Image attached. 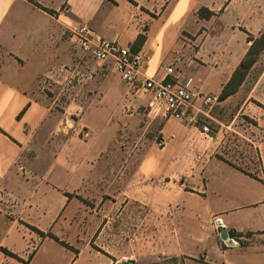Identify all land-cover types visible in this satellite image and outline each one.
<instances>
[{
    "label": "crops",
    "instance_id": "1",
    "mask_svg": "<svg viewBox=\"0 0 264 264\" xmlns=\"http://www.w3.org/2000/svg\"><path fill=\"white\" fill-rule=\"evenodd\" d=\"M81 24L130 50L145 35L131 98L73 44ZM263 31L264 0H0V247L17 257L0 264H264V50L218 100ZM169 66L210 111L149 110L142 82ZM141 105L158 139L125 145Z\"/></svg>",
    "mask_w": 264,
    "mask_h": 264
},
{
    "label": "built area",
    "instance_id": "2",
    "mask_svg": "<svg viewBox=\"0 0 264 264\" xmlns=\"http://www.w3.org/2000/svg\"><path fill=\"white\" fill-rule=\"evenodd\" d=\"M70 39L87 57L97 62L110 63L122 81L127 84L135 83L144 61V56L140 52L133 53L115 41L98 37L85 24L75 27L70 32ZM174 72L169 66L165 69L166 77L163 80L146 79L142 82V88L150 95L149 109L160 107L165 117L185 121L194 103L201 99L210 111L216 99L200 95L197 91L182 85ZM202 131L209 132V128L203 126Z\"/></svg>",
    "mask_w": 264,
    "mask_h": 264
},
{
    "label": "trees",
    "instance_id": "3",
    "mask_svg": "<svg viewBox=\"0 0 264 264\" xmlns=\"http://www.w3.org/2000/svg\"><path fill=\"white\" fill-rule=\"evenodd\" d=\"M44 10L48 11L47 9H44ZM199 13H202L203 16L206 18H209L212 15V13L207 11L206 9H201ZM247 40L250 43L248 50L245 56L243 57V59L241 60V62L239 63V65L237 66V68L234 70L229 81L223 86V89L218 96L219 101L225 100L226 98H228L229 96L237 92L239 87L243 84L244 80L246 79V76L249 70L257 62L261 53L264 50V31L258 36L248 35ZM144 42H145V35L141 33L138 35L135 42L132 44L131 51L133 53L138 52ZM31 228L37 233H39L40 235L42 236L45 235L44 233L36 230L35 228L33 227ZM246 235H249V234L247 233ZM47 236L57 240V238L50 233H48ZM0 251H2L3 253L11 257L17 258L16 255L12 254L5 248L0 247Z\"/></svg>",
    "mask_w": 264,
    "mask_h": 264
},
{
    "label": "rangeland",
    "instance_id": "4",
    "mask_svg": "<svg viewBox=\"0 0 264 264\" xmlns=\"http://www.w3.org/2000/svg\"><path fill=\"white\" fill-rule=\"evenodd\" d=\"M135 86V85H134ZM134 86H132V88H134ZM132 88L131 85L124 83V95L123 98L127 99V98H131V94H132ZM135 98V97H134ZM139 101H146L145 97H143L142 94H140L139 96H137ZM147 98V96H146ZM149 108V107H148ZM157 110V109H161L160 107H153V109H149L151 110ZM139 121L137 122L138 126H135L137 128H134L133 130L131 129V134L127 135L128 136V140L129 143H125V145H130L132 143V139L134 140V142L131 145H135V142L137 140V138H139V144L140 147L141 145L144 143L146 144L147 141L146 139L148 137H155L156 139H158V128L160 126L159 122H149L147 123V119L144 118L143 114L146 113V111H144V107L141 105L140 106V110H139ZM150 119V118H149ZM126 136V137H127Z\"/></svg>",
    "mask_w": 264,
    "mask_h": 264
},
{
    "label": "water",
    "instance_id": "5",
    "mask_svg": "<svg viewBox=\"0 0 264 264\" xmlns=\"http://www.w3.org/2000/svg\"><path fill=\"white\" fill-rule=\"evenodd\" d=\"M220 237L222 240H226L227 239V232L226 231H222L220 234Z\"/></svg>",
    "mask_w": 264,
    "mask_h": 264
}]
</instances>
